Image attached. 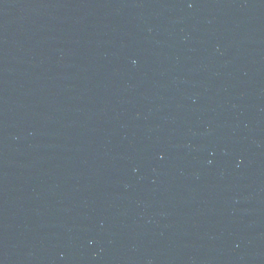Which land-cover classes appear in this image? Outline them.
Wrapping results in <instances>:
<instances>
[{
  "label": "water",
  "instance_id": "obj_1",
  "mask_svg": "<svg viewBox=\"0 0 264 264\" xmlns=\"http://www.w3.org/2000/svg\"><path fill=\"white\" fill-rule=\"evenodd\" d=\"M0 264H264V0H0Z\"/></svg>",
  "mask_w": 264,
  "mask_h": 264
}]
</instances>
